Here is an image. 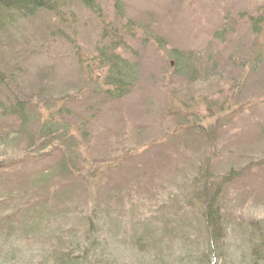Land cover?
Returning a JSON list of instances; mask_svg holds the SVG:
<instances>
[{"label":"rangeland","instance_id":"obj_1","mask_svg":"<svg viewBox=\"0 0 264 264\" xmlns=\"http://www.w3.org/2000/svg\"><path fill=\"white\" fill-rule=\"evenodd\" d=\"M63 1L0 31L9 90L72 131L0 125V264H264V41L248 24L264 0ZM119 38L138 81L110 101L92 61ZM201 167L231 176L218 240L193 198Z\"/></svg>","mask_w":264,"mask_h":264},{"label":"trees","instance_id":"obj_2","mask_svg":"<svg viewBox=\"0 0 264 264\" xmlns=\"http://www.w3.org/2000/svg\"><path fill=\"white\" fill-rule=\"evenodd\" d=\"M75 1L92 15L100 12L96 0ZM63 5V0H0V31L13 23L14 20L33 17L40 11L57 13ZM116 5L115 11L118 15V20L121 21V9L118 3ZM248 24L251 26V31L263 37L264 41V15L257 14L254 17H249ZM153 40L159 43L160 47H163L162 39ZM106 44L96 48L92 61L98 68L106 69L103 78L95 85V91L110 101H118L127 96L137 83L139 65L137 62L128 61L117 54V50L123 47L121 46L122 40L120 38L119 41L108 40ZM175 55L177 56L174 61L177 64L182 63L180 75H187L189 70L186 64L184 65L182 62L185 58L183 57L182 59L179 53L176 52ZM172 58L174 59V56ZM8 80L9 78L0 72V90L2 92L7 90L5 97L0 94V125L4 121H10L19 131H27L31 123H37V131L40 138L50 140L57 138L56 140L64 141L67 136H71L72 131L69 127L64 122L52 121L50 114L47 113L40 120L36 113L30 110V100L28 98H19L15 91L11 92L9 90ZM57 112L61 115L62 112H69V109L65 110L60 107ZM200 172L203 175H201V179L195 178L194 186L197 188L198 193L193 195V198L196 203L203 205V225H205L208 232L209 230L212 232H209L211 234L210 237L218 240L221 238L218 200L223 187L227 185L231 176L214 181V178L209 175L207 168L201 167ZM250 257L254 262L264 259V236L259 240V245L252 248Z\"/></svg>","mask_w":264,"mask_h":264}]
</instances>
